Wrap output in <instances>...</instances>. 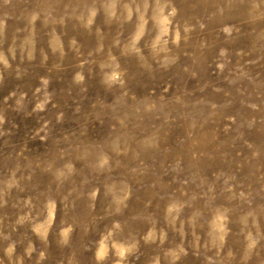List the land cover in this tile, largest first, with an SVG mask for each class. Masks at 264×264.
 Returning a JSON list of instances; mask_svg holds the SVG:
<instances>
[{
	"label": "rangeland",
	"instance_id": "374dc122",
	"mask_svg": "<svg viewBox=\"0 0 264 264\" xmlns=\"http://www.w3.org/2000/svg\"><path fill=\"white\" fill-rule=\"evenodd\" d=\"M0 264H264V0H0Z\"/></svg>",
	"mask_w": 264,
	"mask_h": 264
}]
</instances>
